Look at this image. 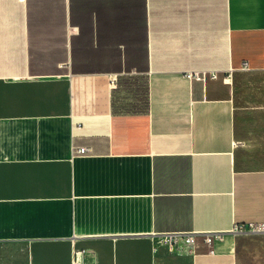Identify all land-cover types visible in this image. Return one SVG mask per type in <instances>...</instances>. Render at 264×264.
<instances>
[{"label": "crops", "instance_id": "obj_1", "mask_svg": "<svg viewBox=\"0 0 264 264\" xmlns=\"http://www.w3.org/2000/svg\"><path fill=\"white\" fill-rule=\"evenodd\" d=\"M248 223L264 0H0V242L27 264H264Z\"/></svg>", "mask_w": 264, "mask_h": 264}, {"label": "built area", "instance_id": "obj_2", "mask_svg": "<svg viewBox=\"0 0 264 264\" xmlns=\"http://www.w3.org/2000/svg\"><path fill=\"white\" fill-rule=\"evenodd\" d=\"M246 64L243 63L241 68H245ZM186 78L189 80H202L203 74H200L198 72L193 73H186ZM86 149H79L77 151L78 154H83ZM233 231L235 232H262L264 231V224H251L248 223L246 226L239 225L237 227L233 228ZM219 238V235H214V237L206 236L204 239V242L207 245H210L214 242L215 239ZM194 244L193 235L191 234H170L166 236H160L156 240V245L159 247H163L165 249H168L170 252H175L177 254H183V253H191L192 252V246ZM80 255L79 253L75 252L71 259V264H79L80 262Z\"/></svg>", "mask_w": 264, "mask_h": 264}, {"label": "rangeland", "instance_id": "obj_3", "mask_svg": "<svg viewBox=\"0 0 264 264\" xmlns=\"http://www.w3.org/2000/svg\"><path fill=\"white\" fill-rule=\"evenodd\" d=\"M0 264H27L24 245L0 242Z\"/></svg>", "mask_w": 264, "mask_h": 264}]
</instances>
